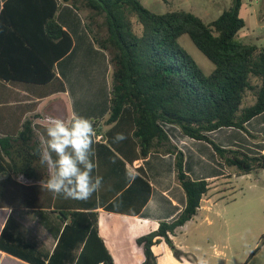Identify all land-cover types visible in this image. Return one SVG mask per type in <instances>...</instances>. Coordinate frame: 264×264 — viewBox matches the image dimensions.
<instances>
[{"label": "trees", "instance_id": "1", "mask_svg": "<svg viewBox=\"0 0 264 264\" xmlns=\"http://www.w3.org/2000/svg\"><path fill=\"white\" fill-rule=\"evenodd\" d=\"M60 2L82 16L85 29L94 44L107 53L111 67L109 116L104 121L111 127L102 143L95 144L97 160L105 156L109 165L121 168L124 161L145 159L151 153L174 156L175 179L185 193V207L175 220L160 222L155 231L137 238L136 244L144 252L142 264H157L152 247L161 241L180 259L182 253L170 235L197 214L209 184L194 181L186 174L184 154L171 142L164 125L175 126L182 135L208 143L217 159L237 174L264 169L262 156L223 149L208 137V133L221 128L245 130V123L264 112V48L236 40L245 27L240 16L242 0H232L231 6L210 23L183 10L157 14L140 0ZM58 8L55 0L3 3L1 81L46 86L55 79V64L72 47L70 36L56 22ZM183 35L214 65L209 74L180 46ZM248 95L253 100L244 105ZM117 133H123L126 139L116 142ZM39 147L32 122L25 120L16 137L0 138V160L4 156L9 159L0 171L9 167L14 175L39 178L47 170L34 155ZM14 158L20 159V164ZM136 191L138 208L133 212L139 214L150 195L149 184L139 177L115 203ZM95 209L92 202H84L79 209L62 213L69 222L56 229L57 241L49 257L32 244L8 236L6 228L0 234V250L29 264H113L99 236ZM263 245L264 236L250 257Z\"/></svg>", "mask_w": 264, "mask_h": 264}, {"label": "crops", "instance_id": "2", "mask_svg": "<svg viewBox=\"0 0 264 264\" xmlns=\"http://www.w3.org/2000/svg\"><path fill=\"white\" fill-rule=\"evenodd\" d=\"M5 1L0 0V11ZM55 1L59 7L55 19L70 36L71 50L55 64V79L46 85L47 93L38 91L34 85L0 80V138L16 137L22 123L30 120L41 141L48 116L63 118L75 110L93 121L96 136L101 137H95L93 144V160L97 166L93 175L103 177V184L88 201L64 199L41 187L40 182L47 179L48 170L39 178L27 179L14 175L8 167L5 172L0 171V234L6 228L8 236L32 244L40 254L49 257L56 245V229H62L69 222V217L62 213L79 209L81 203L92 202L98 214L99 236L113 264H142L144 252L136 239L155 231L160 222L175 220L186 204L185 193L175 179L174 156L151 153L145 159L122 160L125 165L121 168L109 165L105 156L97 160L95 144L102 143L111 127L104 124L109 116L111 82L108 55L94 44L82 16L69 4ZM140 1L149 10L161 5L167 9L150 10L154 13L183 10L198 16L204 23L215 20L232 4V0ZM255 5H249L252 26L246 27L245 22L247 31L243 38L251 41L247 45L264 48V25H260L264 16H257ZM242 8L243 5L240 13ZM244 127L245 130L221 128L208 133V137L223 149L264 158V112ZM164 130L183 152L186 174L194 181H207L209 189L200 200L197 214L170 235L182 253L181 258H176L161 241L152 247L157 264H200V261L204 264H264V245L250 257L264 236V169L237 174L217 159L208 143L184 136L172 125H164ZM14 161L21 162L17 158ZM7 164L9 159L4 156L0 170ZM32 166H36V162ZM129 176L139 177L150 186L149 198L137 215L133 212L138 208L137 191L115 203L131 185L134 178L129 179ZM0 264L29 263L0 250Z\"/></svg>", "mask_w": 264, "mask_h": 264}, {"label": "clouds", "instance_id": "3", "mask_svg": "<svg viewBox=\"0 0 264 264\" xmlns=\"http://www.w3.org/2000/svg\"><path fill=\"white\" fill-rule=\"evenodd\" d=\"M46 120L45 136L34 151L40 166L48 170L47 179L40 182L41 187L57 197L88 201L103 184V177L93 175L97 167L93 160L97 135L93 121L75 110L63 118L48 116ZM125 139L123 133L115 136L116 142Z\"/></svg>", "mask_w": 264, "mask_h": 264}, {"label": "rangeland", "instance_id": "4", "mask_svg": "<svg viewBox=\"0 0 264 264\" xmlns=\"http://www.w3.org/2000/svg\"><path fill=\"white\" fill-rule=\"evenodd\" d=\"M143 2H145V0H143ZM251 3L256 4L255 7H256L257 16L259 17L264 16L263 0H242L243 8L240 13V16L243 18V20H245L247 24L246 27L248 28L252 26V17H251L252 10L249 7ZM149 8L150 10H153L155 12H158L157 10H167L165 9V6L163 5H161L157 9H154L152 7H149ZM260 25H264V21H262ZM246 29L247 28H243L242 30H240V32H238L236 36V40L240 43L249 44L251 41H249L248 39H245V37L243 38V34L247 31ZM179 44L183 49H185L193 57L195 62L198 64V66L202 69V71L205 74H209L214 69V65L194 46V44L192 43V41L187 35H183L179 39ZM36 87L39 89L38 91H41L42 93H47L49 91L48 86H36ZM252 100L253 99L251 98V96L248 95L246 98V101L244 102V105L251 103Z\"/></svg>", "mask_w": 264, "mask_h": 264}, {"label": "built area", "instance_id": "5", "mask_svg": "<svg viewBox=\"0 0 264 264\" xmlns=\"http://www.w3.org/2000/svg\"><path fill=\"white\" fill-rule=\"evenodd\" d=\"M98 139H101V137L100 136H96Z\"/></svg>", "mask_w": 264, "mask_h": 264}]
</instances>
